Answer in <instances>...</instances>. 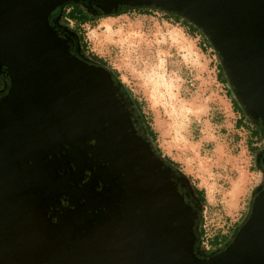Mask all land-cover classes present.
Returning <instances> with one entry per match:
<instances>
[{"label": "water", "instance_id": "95a60500", "mask_svg": "<svg viewBox=\"0 0 264 264\" xmlns=\"http://www.w3.org/2000/svg\"><path fill=\"white\" fill-rule=\"evenodd\" d=\"M75 0H0V264H264V178L229 241L195 250L197 207L104 67L52 24ZM154 7L208 37L264 134V0H86ZM264 174V154L259 159Z\"/></svg>", "mask_w": 264, "mask_h": 264}, {"label": "rangeland", "instance_id": "374dc122", "mask_svg": "<svg viewBox=\"0 0 264 264\" xmlns=\"http://www.w3.org/2000/svg\"><path fill=\"white\" fill-rule=\"evenodd\" d=\"M83 34L88 50L114 68L142 102L160 151L203 189L206 235L236 229L264 174L249 168L245 134L234 131L237 113L230 90L216 80L214 49L158 11L100 18L84 24Z\"/></svg>", "mask_w": 264, "mask_h": 264}, {"label": "trees", "instance_id": "16d2710c", "mask_svg": "<svg viewBox=\"0 0 264 264\" xmlns=\"http://www.w3.org/2000/svg\"><path fill=\"white\" fill-rule=\"evenodd\" d=\"M135 11L138 14H150V12L158 11L165 20L175 21L177 24L185 27L188 34H194L198 36L199 44L203 47H207L213 50V47L208 39V37L201 31V29L194 23L188 21L187 19L169 11L161 10L153 5H141V6H123L118 5L115 9L109 13H102L94 5L93 2H88L86 0H75L66 1L53 9L49 19L54 24L60 32L68 35L72 41L71 49L78 57L100 65L107 69L111 74L113 80L119 87L120 93L123 95L128 103V108L133 118L136 120L137 126L139 127L142 134L148 139L153 150L157 155L161 156L163 161L171 167L176 175L182 178L183 186L182 190L186 193L187 202L197 207V217L195 219L194 232L196 235L195 250L199 254L207 255L212 254L220 250L231 238L235 228H228V235H223L218 232L211 236H207L203 229V210L205 205L204 191L202 188L196 186L195 182L192 181L191 176L184 171H182L178 162L171 159L169 156L163 154L158 147L156 140V133L150 125V121L145 116L142 110V102L133 95L126 85L120 81L118 72L110 67L105 60L96 54L88 50L86 41L83 34V25L95 23L100 18H105L108 16H117L122 13ZM214 51V50H213ZM216 80H218L223 86H227L230 90L229 101L231 109L237 113V118L234 121L235 126H241L246 122V124L251 128V135L259 142L258 145H253L248 148L249 152L252 154V163L249 165L251 170H257L261 173L262 168L259 164L260 157L264 154V134L262 132V126L258 119H255L248 115L239 101L234 96L233 90L228 83L225 71L218 57L216 56ZM223 75V76H222ZM5 77L0 74V93L5 89ZM259 185L254 187L250 196L253 192L258 189ZM245 219V218H244ZM242 223V222H241ZM228 239V240H227ZM225 242V243H224Z\"/></svg>", "mask_w": 264, "mask_h": 264}, {"label": "crops", "instance_id": "0c3cea01", "mask_svg": "<svg viewBox=\"0 0 264 264\" xmlns=\"http://www.w3.org/2000/svg\"><path fill=\"white\" fill-rule=\"evenodd\" d=\"M236 118H235V120H236ZM235 120H233V127L235 128L234 131L237 132L238 129H241V130H243V132L245 134L244 140H243L245 148L248 149L249 147H251L253 145H258L259 142L255 139L254 136L251 135V128L246 124V122L244 124H242L241 126H235L234 125Z\"/></svg>", "mask_w": 264, "mask_h": 264}, {"label": "flooded vegetation", "instance_id": "af4514ba", "mask_svg": "<svg viewBox=\"0 0 264 264\" xmlns=\"http://www.w3.org/2000/svg\"><path fill=\"white\" fill-rule=\"evenodd\" d=\"M5 86H6V82H5ZM2 93V92H1Z\"/></svg>", "mask_w": 264, "mask_h": 264}]
</instances>
